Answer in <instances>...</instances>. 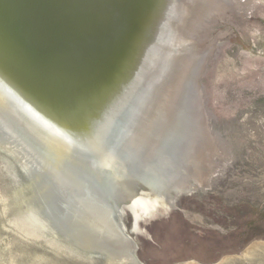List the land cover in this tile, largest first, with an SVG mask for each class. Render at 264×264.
Wrapping results in <instances>:
<instances>
[{
    "label": "water",
    "instance_id": "obj_1",
    "mask_svg": "<svg viewBox=\"0 0 264 264\" xmlns=\"http://www.w3.org/2000/svg\"><path fill=\"white\" fill-rule=\"evenodd\" d=\"M181 2L184 0H0V87L46 135L63 139L67 151L81 162H88L95 172L100 162L87 148V139L106 140L117 153L133 154L135 159L139 147L135 139L140 138L151 116L157 81L164 79V70L169 69L165 63L158 65L161 58L155 62V55L165 57L158 50L161 38L163 42L169 36L183 38L176 49L184 57L197 59L194 74L200 83L206 51L199 43L206 36L177 32L179 16L173 17ZM193 44L197 47L193 48ZM192 88L193 98L200 94L197 87L189 86L185 99L190 97ZM165 119L167 122L168 115L162 118L163 126ZM173 143L170 137L158 151L174 159L179 154ZM0 154L23 178L19 195L23 198L31 190L24 186L28 174L19 156L2 148ZM139 156L138 163L144 168V152ZM135 169L137 174L141 173ZM82 170L95 180L93 186L105 197L111 215L125 234L123 222L126 214L132 212L135 196L130 192L134 191L136 177L109 181V195L107 183L98 181L86 168ZM40 182L37 195L42 197ZM60 191L58 186L48 194L55 198L62 195ZM20 206L28 212L32 203ZM46 206V213H29L33 226L78 259L103 264L104 257L86 254L72 243L75 228L72 218H67L63 211L65 205L59 201ZM131 217L132 230L127 238L136 253L137 243L131 235L139 225L133 212ZM67 228L70 238L61 236ZM85 236L92 239L91 234Z\"/></svg>",
    "mask_w": 264,
    "mask_h": 264
},
{
    "label": "rangeland",
    "instance_id": "obj_2",
    "mask_svg": "<svg viewBox=\"0 0 264 264\" xmlns=\"http://www.w3.org/2000/svg\"><path fill=\"white\" fill-rule=\"evenodd\" d=\"M244 2L250 9H222L199 43L207 58L198 100L230 162L206 191L179 195V210L138 223L131 236L144 264H264V0ZM16 173L0 159V264H99L78 259L25 219Z\"/></svg>",
    "mask_w": 264,
    "mask_h": 264
},
{
    "label": "bare ground",
    "instance_id": "obj_3",
    "mask_svg": "<svg viewBox=\"0 0 264 264\" xmlns=\"http://www.w3.org/2000/svg\"><path fill=\"white\" fill-rule=\"evenodd\" d=\"M180 6L179 14L176 12L173 18L179 16L177 32L184 30L187 35H206L212 24L223 17L221 11L227 6L239 8V11L240 8L243 11L249 8L244 0H184ZM182 39L169 36L166 42L161 38L158 43V50L165 57L155 55V62L158 63V58H161L158 65L165 63L169 69L165 68L164 79L157 81L159 86L153 94L156 105L152 104L151 116L146 121L140 138L135 139L139 141V147L134 153L136 158L133 159V154L127 152L117 153L101 138L87 139V148L100 162L96 172L88 162H81L73 157L67 151L63 139L46 135L0 87V148L8 154L19 156L23 169L28 174L24 186L31 191L23 197L22 205L31 202L32 208L27 212L21 207L26 220L31 222L29 213H46V204L61 201L65 205L62 210L66 211L67 218H72L70 220L75 228L71 241L80 251L104 257L103 264H144L136 255L133 243L127 238L129 230L125 220L123 227L127 234L121 232L117 220L110 213L111 206L99 194L98 187L93 186L95 180L88 178L82 167L97 176L98 181L108 184L106 191L109 195L112 193L109 181L136 177L134 191L130 192L126 188L125 191L128 190L130 195L133 193L135 196L130 210L136 215L134 218L137 223L161 218L173 210H179L176 203L179 195L206 191L216 183L217 176L224 171L231 155L228 145L217 141L208 127L206 112L197 98L198 94L193 98V88L190 89V97L185 99L189 86L199 88V78L194 74L197 59L184 57L176 49L183 42ZM192 47L196 48L197 45L193 44ZM186 69L189 70L188 76L180 90L178 84L183 81ZM167 115V122L165 119L163 126L162 118ZM170 137L174 140L172 146L179 154H175L174 159L170 154L161 155L158 151ZM142 152L146 163L144 168L138 163ZM0 159L11 172L17 171L8 165L4 156ZM134 167L141 173L137 174ZM166 168H169V172ZM35 179L38 182H34ZM39 182L43 185L42 197L37 195L40 191ZM58 186L62 195L55 198L50 196L48 192H53ZM66 230L61 231V236L70 238L71 231L68 228ZM85 234H91L92 239H86Z\"/></svg>",
    "mask_w": 264,
    "mask_h": 264
}]
</instances>
